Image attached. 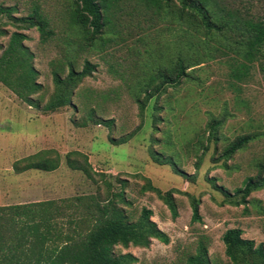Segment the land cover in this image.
Wrapping results in <instances>:
<instances>
[{
	"label": "rangeland",
	"instance_id": "rangeland-1",
	"mask_svg": "<svg viewBox=\"0 0 264 264\" xmlns=\"http://www.w3.org/2000/svg\"><path fill=\"white\" fill-rule=\"evenodd\" d=\"M222 1L244 16L264 19V0ZM33 5L40 6L54 30L46 43L40 42L35 27L25 28L0 14V53L12 31L24 32L41 83L32 96L38 106H31L0 82V205L47 199L66 204L75 196H94L104 204L122 192L125 202L117 197L114 201L131 219L147 207L152 210L151 219L169 237L167 243L152 239L147 247L116 245V253L136 257L132 264H183L199 240L206 244L212 264H230L221 235L231 227L241 228L242 237L264 244V190L247 196L245 212L244 204L223 201L225 197L206 179L214 178L233 197L244 178L256 174L254 164L264 155V136L229 157L222 153L237 136L264 131V72L257 62L236 80L228 62L232 52L211 39V57L190 67L189 77L159 95L154 129L155 97L141 111L135 96L144 98L143 84L152 65L181 48L179 26L138 0H121L105 26L103 40L82 47L80 32L71 22L72 0H0V6L14 8L15 17L28 14ZM85 60L94 69L76 85L70 104L44 111L42 106L56 90L53 71L63 77L69 63L78 71ZM211 116L222 119L217 139L206 127ZM97 118L110 123H95ZM151 149L171 156L194 180L154 161ZM73 150L86 156L91 178L67 166L66 153ZM43 156L57 157L58 166L48 171L14 169L17 160ZM148 182L162 191L176 189V217L147 187ZM187 193L199 198V221L191 220ZM84 210L82 204L64 206L58 220L66 229L74 225L70 220L84 217Z\"/></svg>",
	"mask_w": 264,
	"mask_h": 264
},
{
	"label": "trees",
	"instance_id": "trees-1",
	"mask_svg": "<svg viewBox=\"0 0 264 264\" xmlns=\"http://www.w3.org/2000/svg\"><path fill=\"white\" fill-rule=\"evenodd\" d=\"M156 13H162L179 26L181 48L160 63L152 65L143 84L144 98L135 96V101L142 111L147 101L155 97L153 103L152 126L156 129L159 117L156 111L159 95L167 86L177 87L182 80L189 77V68L211 57L210 40L218 42L216 46L232 52L228 62L231 76L241 80L248 73L250 66L257 62L259 70L264 72V19L244 16L238 9L228 6L222 0H138ZM121 0H72L71 22L80 32V46H93L96 40H103L105 26L110 22L113 9L120 8ZM14 8L0 6V14L9 19L23 23V27H35L40 35V42L46 43L54 34L46 14L39 5H33L28 14L13 16ZM27 35L22 31H12L4 49L0 53V82L9 88L18 98L31 106H38L32 96L41 88L37 81L38 71L33 64V53L24 43ZM217 48V47H216ZM94 65L84 61L81 70H75L69 63L65 76L53 71L56 90L49 101L42 106L44 111H54L71 102V94L81 79L90 75ZM92 116L91 114H88ZM95 123L109 120L97 118ZM222 119L211 116L207 130L211 137L217 139L216 133ZM83 125V123L81 124ZM264 136V131L246 133L230 141L223 150L229 157L235 151L244 148L247 143ZM125 141L124 138L121 142ZM49 152L47 150L45 153ZM151 158L159 164H169L174 173L187 180H194L180 169L171 156L149 150ZM72 155L81 156L82 159ZM66 163L71 169L81 170L87 177H92L91 167L86 156L80 151L66 153ZM26 161L25 164L20 162ZM57 157L43 156L39 159L26 157L14 163L15 171L25 169L53 170L58 166ZM254 167L256 174L244 178L242 185L231 193L222 185L216 184L214 178H206L225 198L223 201L239 205L248 212L247 196L254 190H264V155L257 159ZM158 198L168 207L172 217L177 216L173 197L176 189L165 191L147 183ZM191 207V220L199 221V198L187 193ZM114 198L101 204L94 196H75L66 204L53 199L0 205V264H132L136 257L130 253H116L114 247H147L152 239L164 243L168 235L151 219L152 210L142 207L139 215L131 219L114 201L125 202L122 192L113 194ZM66 201V199L64 200ZM83 205L84 217L70 220L74 225L64 229L58 216L64 206ZM224 253L230 264H264V244L255 243L253 239L242 237V229L231 227L221 235ZM183 264H212L208 257L207 246L199 240L194 253L186 256Z\"/></svg>",
	"mask_w": 264,
	"mask_h": 264
}]
</instances>
